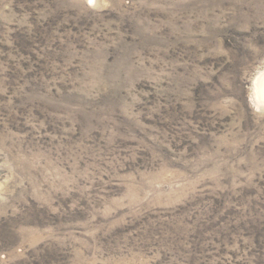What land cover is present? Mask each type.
Masks as SVG:
<instances>
[{
  "label": "rangeland",
  "instance_id": "rangeland-1",
  "mask_svg": "<svg viewBox=\"0 0 264 264\" xmlns=\"http://www.w3.org/2000/svg\"><path fill=\"white\" fill-rule=\"evenodd\" d=\"M94 3L0 0V264H264V0Z\"/></svg>",
  "mask_w": 264,
  "mask_h": 264
},
{
  "label": "bare ground",
  "instance_id": "bare-ground-1",
  "mask_svg": "<svg viewBox=\"0 0 264 264\" xmlns=\"http://www.w3.org/2000/svg\"><path fill=\"white\" fill-rule=\"evenodd\" d=\"M259 83L257 84L256 90H257V96L261 100H264V77H261L259 79ZM257 81V80H256ZM257 83V82H256Z\"/></svg>",
  "mask_w": 264,
  "mask_h": 264
},
{
  "label": "clouds",
  "instance_id": "clouds-1",
  "mask_svg": "<svg viewBox=\"0 0 264 264\" xmlns=\"http://www.w3.org/2000/svg\"><path fill=\"white\" fill-rule=\"evenodd\" d=\"M87 5L89 7H95L94 0H87ZM260 75H264V73H260Z\"/></svg>",
  "mask_w": 264,
  "mask_h": 264
}]
</instances>
